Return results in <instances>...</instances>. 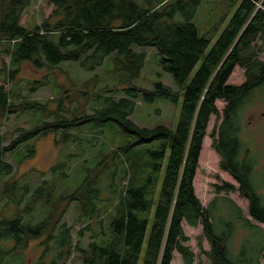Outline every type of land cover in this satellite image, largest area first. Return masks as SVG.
<instances>
[{
    "label": "trees",
    "instance_id": "obj_1",
    "mask_svg": "<svg viewBox=\"0 0 264 264\" xmlns=\"http://www.w3.org/2000/svg\"><path fill=\"white\" fill-rule=\"evenodd\" d=\"M34 1L0 0V47L9 58L3 68L9 79H15L25 62L39 70L70 63L78 64L85 72H95L107 58H113L126 86L116 93L110 90L87 99L90 113L70 117L59 107L50 115L61 112V117L22 131L8 146L0 136V174L14 172L13 165L4 160L6 154L49 134L62 132V140L68 143L86 141L95 146L93 136L101 137L105 124L114 123L125 136L116 148L109 144V154L99 162L106 171L104 180L88 169L86 179L76 190L56 199L54 186L46 180L33 192L15 184L7 188L21 191L19 204L30 194L32 200L23 210L19 208L12 221L0 223V240L13 243L12 248L0 251V264L6 256L42 237V244L55 252L53 264H66L74 253L81 264H172L175 253L180 254L184 264H194V252L185 246L189 238L184 224L203 226L211 250L201 253L211 264H259L264 254V232L259 228L254 232L262 240L259 249L251 251L258 262L251 255L233 258L229 238L215 231L213 210L219 198L204 208L194 179L209 123L215 116L222 119L211 134L221 155L220 167L237 184L215 185L216 193L238 192L249 203L251 219L264 225V195L254 183L256 162L244 148L240 119L255 91L264 88V61L260 59L263 49L258 45V41L264 44V0H232L236 10L213 45L212 40L200 37L195 24L203 0H174L160 9L142 6L135 0H50L54 6L50 18L54 20L28 29L22 25V16ZM145 47L157 49L161 67L172 76L178 91L161 81L155 83L154 90L133 84L140 78L147 57L136 48ZM237 67L245 70L246 80L239 86L230 85ZM13 92L0 86L1 116L15 107ZM157 98L174 106L182 98L175 129L165 125L141 127L130 119L137 100L150 104ZM218 101L225 104L222 111ZM24 110L46 112L39 103H26ZM87 125H94L91 139L80 135ZM77 128L76 136L72 135ZM104 147L108 149V145ZM40 200L51 208L47 217L38 223H26L22 212L31 215ZM63 203L66 206L59 212ZM72 203L78 204L84 224H89L79 232L80 236L91 232L92 241L86 246L74 245L71 227L62 223ZM238 218L255 228L240 209Z\"/></svg>",
    "mask_w": 264,
    "mask_h": 264
},
{
    "label": "rangeland",
    "instance_id": "obj_2",
    "mask_svg": "<svg viewBox=\"0 0 264 264\" xmlns=\"http://www.w3.org/2000/svg\"><path fill=\"white\" fill-rule=\"evenodd\" d=\"M135 1L142 6L160 9L174 0ZM232 6V0H203L195 17L200 37L212 40L211 44L213 45L236 10V6L234 8ZM53 9L54 6L50 0H35L23 13L22 25L33 29L45 20L53 21L54 19L50 18ZM258 45L263 49V52L260 51V59L264 61V44L258 41ZM2 48L4 47H0V86L5 85L7 90L14 89L12 99L15 104L12 112L0 115V136L4 139V146H8L22 131L33 130L40 127L45 121L51 122L54 118L61 117L59 115L62 114L61 112H58V115H50L51 112H57L59 107L66 112V116L70 117L90 113V109L87 108V99H91L96 94L105 95L110 90H114L116 93L117 90L126 86L124 75L115 68L113 58H107L95 72H85L78 64L70 63L56 68L39 70L25 62L20 66L15 79L11 80L8 73L3 72L4 64L9 62V58L1 51ZM136 50L146 53L147 57L140 78L133 81L135 86L154 90L155 83L161 81L173 90H179L172 76L162 69L156 48L145 47L136 48ZM245 80V70L237 67L228 84L239 86ZM39 83H42L43 86L40 87ZM33 88L35 90H32ZM26 103H39L40 106L45 107L46 114L41 110L25 111ZM181 104L182 98L178 106H174L163 98H157L154 103L150 104L139 99L130 119L141 127L154 128L158 125H165L175 129L180 117ZM224 105L223 101L217 102L220 111ZM240 119L244 148L249 150L256 162L254 183L258 192L264 195V88L255 91L251 102L247 103L240 113ZM221 121L222 119L219 120L215 116L211 117L194 186L197 197L204 208H208L215 199L219 198L218 206L213 210L214 218L217 220L214 222L215 231L218 235L229 238L228 243L232 257L236 259L246 255L255 257L251 251L261 246L262 240H258L254 236V232L258 228L264 232V225L251 219L248 214L249 203L241 194L238 192L216 193L215 185L232 183L237 186L233 178L221 169V155L216 150L214 139L211 137ZM93 126L87 125L80 135L85 139H89L91 136V139ZM79 128L71 134L76 136ZM61 135L62 132H59L31 140L5 155L4 160L13 165L14 172L12 175L0 174V220L14 219L20 210L24 209L25 204L32 200V194H30L25 196L23 203L19 204L21 191H15L11 187L7 189L13 184L19 188L27 186L30 192H33L36 187L38 188L42 184L43 180H46L49 185L54 186L56 199L59 198V195H69L76 190L86 179L88 169L94 170L93 176L97 172L102 180L106 179V171L99 162H102L104 156L109 154V149L116 148L117 143L122 142L125 136L120 127L114 123L105 124L101 137L93 136L95 146L86 141L81 144L78 142L68 143L69 140H62ZM104 144L108 145V149L104 147ZM109 144L111 148H109ZM228 200L234 202L236 206L230 205ZM65 206L66 203L60 204L59 212ZM239 209L242 216L248 219L255 228L248 226L238 218ZM50 210L51 208L40 200L34 205L31 215L30 212H22L23 219L26 223H38L47 217ZM62 223L71 227L74 245L86 246L92 241L91 232H85L83 236L79 235L86 224L83 222L77 203H72L68 207ZM183 228L185 235L189 238L185 246H189L195 254L194 264H211L206 255L201 253V250L208 252L211 250L210 242L204 237L203 226L199 225L193 228L184 224ZM42 240L43 237L32 240L26 249H20L18 252L6 256L4 264H40L43 259V264H53L55 252L53 249L46 248L42 244ZM12 247L13 243H9L6 239L0 240L1 253ZM47 250L48 252H46ZM260 263L264 264V255ZM54 264H61V262ZM66 264L81 263L77 254L74 253ZM172 264H184L180 254L175 253Z\"/></svg>",
    "mask_w": 264,
    "mask_h": 264
},
{
    "label": "flooded vegetation",
    "instance_id": "obj_3",
    "mask_svg": "<svg viewBox=\"0 0 264 264\" xmlns=\"http://www.w3.org/2000/svg\"><path fill=\"white\" fill-rule=\"evenodd\" d=\"M256 168V167H255ZM2 220H6V221H12L13 219H2ZM2 220H0V223L2 222ZM1 229H2V227L0 226V231H1ZM256 249H259V248H256ZM254 254H256V253H254ZM260 255H261V253H260ZM260 255H258V257H260ZM264 255V254H263ZM256 257V256H255ZM255 257H253V259H255L257 262L259 261L258 259H256ZM263 258V256L260 258V261H259V264H261L260 262H261V259ZM252 264H255V262L253 261L252 262Z\"/></svg>",
    "mask_w": 264,
    "mask_h": 264
}]
</instances>
